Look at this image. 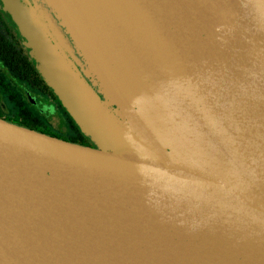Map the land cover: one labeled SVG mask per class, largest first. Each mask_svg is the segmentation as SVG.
<instances>
[{"label": "water", "instance_id": "1", "mask_svg": "<svg viewBox=\"0 0 264 264\" xmlns=\"http://www.w3.org/2000/svg\"><path fill=\"white\" fill-rule=\"evenodd\" d=\"M2 1L95 146L0 118V264H264V0Z\"/></svg>", "mask_w": 264, "mask_h": 264}, {"label": "flooded vegetation", "instance_id": "2", "mask_svg": "<svg viewBox=\"0 0 264 264\" xmlns=\"http://www.w3.org/2000/svg\"><path fill=\"white\" fill-rule=\"evenodd\" d=\"M51 115L59 117L60 126L57 128L51 122ZM0 118L69 142L80 139L86 146L94 147L39 73L31 49L20 35L13 15L4 7L2 0H0ZM47 125L51 126V131L46 129Z\"/></svg>", "mask_w": 264, "mask_h": 264}, {"label": "rangeland", "instance_id": "3", "mask_svg": "<svg viewBox=\"0 0 264 264\" xmlns=\"http://www.w3.org/2000/svg\"><path fill=\"white\" fill-rule=\"evenodd\" d=\"M3 11V9H2ZM49 16V13H48ZM67 28H69L67 26ZM69 32V31H68ZM70 34V33H69ZM71 35V34H70ZM64 47L62 48V50L73 60V62L75 63L76 67H77V71L79 72V74L86 80V82H88V84L90 85V87L96 89V86L94 85V81L88 71V69L86 67L83 68L82 63H80V57L78 55V53L76 52L75 49H71L69 43H67L66 41L63 43ZM37 65V62H35ZM51 122L52 124L57 128L58 126H60L59 124V117L57 115H51ZM46 123H48V119H46ZM44 127V126H42ZM46 129H49L50 131L52 130L51 126H45ZM94 145V144H93ZM95 146V145H94Z\"/></svg>", "mask_w": 264, "mask_h": 264}, {"label": "trees", "instance_id": "4", "mask_svg": "<svg viewBox=\"0 0 264 264\" xmlns=\"http://www.w3.org/2000/svg\"><path fill=\"white\" fill-rule=\"evenodd\" d=\"M70 142L85 145L84 142L82 140H80V139L79 140L75 139V141H70Z\"/></svg>", "mask_w": 264, "mask_h": 264}]
</instances>
